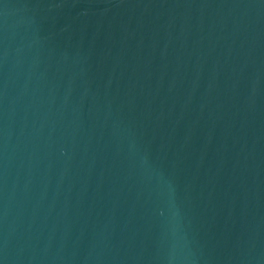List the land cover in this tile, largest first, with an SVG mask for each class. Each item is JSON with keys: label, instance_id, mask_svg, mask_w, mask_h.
<instances>
[{"label": "water", "instance_id": "obj_1", "mask_svg": "<svg viewBox=\"0 0 264 264\" xmlns=\"http://www.w3.org/2000/svg\"><path fill=\"white\" fill-rule=\"evenodd\" d=\"M0 264H264V0H0Z\"/></svg>", "mask_w": 264, "mask_h": 264}]
</instances>
